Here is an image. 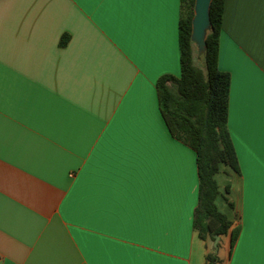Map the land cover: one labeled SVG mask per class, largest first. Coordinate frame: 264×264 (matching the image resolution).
Instances as JSON below:
<instances>
[{
  "label": "crops",
  "instance_id": "obj_1",
  "mask_svg": "<svg viewBox=\"0 0 264 264\" xmlns=\"http://www.w3.org/2000/svg\"><path fill=\"white\" fill-rule=\"evenodd\" d=\"M180 17L181 0H0V264H206L197 155L157 92L181 75ZM218 66L237 165L216 202L241 228L218 255L264 264V0H226Z\"/></svg>",
  "mask_w": 264,
  "mask_h": 264
},
{
  "label": "trees",
  "instance_id": "obj_2",
  "mask_svg": "<svg viewBox=\"0 0 264 264\" xmlns=\"http://www.w3.org/2000/svg\"><path fill=\"white\" fill-rule=\"evenodd\" d=\"M196 0H181L179 45L181 75H163L157 81L162 117L173 138L197 155L199 202L194 213V228L204 241L214 243L217 236L230 237V252L241 228L220 212L216 179L222 167L237 165L236 152L228 130L231 77L219 69V45L226 0H213L212 27L208 33L203 66L196 63L192 42V21ZM66 42H62L65 45ZM221 243H219V248ZM206 264H225L215 249Z\"/></svg>",
  "mask_w": 264,
  "mask_h": 264
},
{
  "label": "water",
  "instance_id": "obj_3",
  "mask_svg": "<svg viewBox=\"0 0 264 264\" xmlns=\"http://www.w3.org/2000/svg\"><path fill=\"white\" fill-rule=\"evenodd\" d=\"M212 1L213 0H196L195 2V10H194L195 15L192 21L191 38L200 56H203V54L206 51V47H207L206 39L212 27L211 16H210ZM220 241H221V237L217 236L213 243L215 254H218L219 252Z\"/></svg>",
  "mask_w": 264,
  "mask_h": 264
},
{
  "label": "rangeland",
  "instance_id": "obj_4",
  "mask_svg": "<svg viewBox=\"0 0 264 264\" xmlns=\"http://www.w3.org/2000/svg\"><path fill=\"white\" fill-rule=\"evenodd\" d=\"M196 63L200 66H203V56L199 55L197 48H196ZM210 245L212 248H214L212 242L210 243Z\"/></svg>",
  "mask_w": 264,
  "mask_h": 264
}]
</instances>
